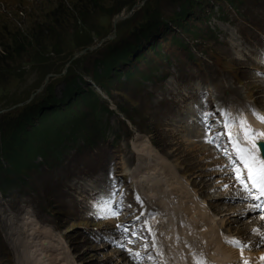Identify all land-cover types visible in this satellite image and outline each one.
Instances as JSON below:
<instances>
[{
  "label": "rangeland",
  "instance_id": "rangeland-1",
  "mask_svg": "<svg viewBox=\"0 0 264 264\" xmlns=\"http://www.w3.org/2000/svg\"><path fill=\"white\" fill-rule=\"evenodd\" d=\"M263 41L264 0H0L1 132L11 134L17 118L45 109L47 101L66 109L86 89L99 94L96 113L77 101L82 129H64L63 143H43L44 155L22 169H11L2 154L0 132V164L11 169L0 172V264L24 263L29 219L40 236L49 230L61 243L70 264H174L158 236L164 230L155 223L159 209L147 199L151 179L161 196L165 182L181 195V183L193 197L189 203L202 204L216 221L233 216L236 205L249 201L221 194L233 183L244 193L229 167L232 147L227 135L219 136L217 148L205 140L222 128L217 110L236 119L261 112L264 119ZM126 46L118 71L97 82L94 75L103 71L98 60ZM204 113L211 114V132ZM192 126L220 162L204 166L210 159L190 149ZM143 162L142 173L132 176ZM109 188L115 216L93 207ZM175 199L172 193L164 200L170 214L180 203ZM251 214L247 218L263 216ZM117 225L129 230L126 243ZM233 225L222 233L230 234ZM255 229L253 235L263 233Z\"/></svg>",
  "mask_w": 264,
  "mask_h": 264
},
{
  "label": "bare ground",
  "instance_id": "bare-ground-1",
  "mask_svg": "<svg viewBox=\"0 0 264 264\" xmlns=\"http://www.w3.org/2000/svg\"><path fill=\"white\" fill-rule=\"evenodd\" d=\"M231 116L233 117V115ZM245 119L258 133L264 132V123L261 122L264 121L262 116L255 113H247ZM191 128V135L186 142L191 150H198L203 159H210V162L205 163L204 166L220 162L221 159L211 147L198 141L196 136L199 135L200 132L195 130V126ZM237 131V127L232 128L233 133ZM241 140H243V137H241ZM144 155L146 156V160H149L151 163L152 158L148 149L145 151ZM144 167H146L145 162L136 166L130 173L132 176L138 172L142 173ZM152 180L153 179H151L152 184H149L150 191L149 195H147V199L152 206L159 209H157L158 213L156 214L158 218L155 219V223H160L164 228L163 231L158 233V236L162 237L163 247L166 249L168 259H170L171 263L196 264L197 260H202L205 261L206 264H244L246 260L249 264H264V261L260 259L261 256H264V247L260 249L255 248L257 243L262 240L264 241V215H260V217L255 220L254 217L247 218L250 215L252 216L251 213L254 211H258L253 203L246 202L238 204L236 208L239 210L235 211L233 216L223 218L222 221H216L202 204L198 203V206H195L191 201V206L188 201L189 195L185 192L186 190H184V187V189L180 187L182 186L181 183L178 185V189L181 190V195L178 194L175 189L171 188L169 182H165L166 189H164L165 192L161 196L158 194L157 189H162V187L159 186L158 181L155 182ZM225 182L227 184L233 183L229 180ZM187 192L189 193V190H187ZM172 193L178 198L177 200L175 199L174 202L180 201V203L173 206L175 208L173 209V213L170 214L166 210L164 200L170 202ZM221 194L227 197L249 200V198H246L245 193H240L238 186L234 185V183L225 188ZM209 205L219 214L223 211V206H221V204ZM192 207H194L195 210ZM245 212L247 214H245ZM244 214V220L240 221L237 219ZM26 218H28V216ZM237 221H239V223H236ZM28 223L29 225L31 223V227L34 228L36 232L32 231V228H30L29 230L27 229L28 232L24 235V239L26 238L27 240L24 242V247L22 248V253L25 258L23 264H29L31 261L35 264H70L69 255L67 252L60 251L61 245L59 244L61 243L50 234L49 230H45L44 235L40 236L38 234L39 229L32 226L33 221L29 219ZM226 224H234L230 234L227 235L222 233L223 226ZM255 226L257 228H262L263 233L261 235H253L251 233L254 232L253 229H255ZM247 232L251 234V237H243ZM46 233L48 234L46 235ZM235 235L240 238L236 239ZM233 240L240 241V245L243 246V251H241V246L233 245ZM15 247H19V245L16 244Z\"/></svg>",
  "mask_w": 264,
  "mask_h": 264
},
{
  "label": "trees",
  "instance_id": "trees-1",
  "mask_svg": "<svg viewBox=\"0 0 264 264\" xmlns=\"http://www.w3.org/2000/svg\"><path fill=\"white\" fill-rule=\"evenodd\" d=\"M128 47L129 46L124 47V49L118 51L116 55H111L107 59L98 60V64L102 65L103 71L101 74L96 73L94 75L97 82H100V76L103 73L109 74L110 72L114 73L116 70L118 71L117 63L119 60L122 61V57L126 56V49ZM72 83L70 85H75L74 82ZM72 86L68 87L70 91L73 88ZM100 86L103 87V84H100ZM85 91L86 94L81 92L78 98L72 101L73 104L76 103L74 107L67 105L66 109H60L58 105L54 106L55 101H47L45 104H48L45 105V109H43L44 106L36 107L34 110L26 112L22 114L20 118H17L19 120L16 121L14 130L11 134L8 135L7 133H3L1 132L2 129H0V132L3 133V136H1L4 139L2 154L10 164L11 169H22L28 166L38 153L44 155L43 143H63L64 139L66 140V136L63 135L64 129L69 128L73 133L82 129L81 122L84 113L79 109L80 104H77L78 99L86 102L87 106L92 107L95 113L99 105L97 98L99 94L92 88L86 89ZM52 114L54 116H52ZM36 118L40 121L38 127L34 126V123H32ZM27 126L30 127L29 133L27 132ZM78 126L81 128H78ZM23 140H25V142H23ZM16 147H20L19 152L15 150ZM21 155L26 157V159L24 160ZM11 169H4L0 164V172H8L11 171Z\"/></svg>",
  "mask_w": 264,
  "mask_h": 264
},
{
  "label": "snow or ice",
  "instance_id": "snow-or-ice-1",
  "mask_svg": "<svg viewBox=\"0 0 264 264\" xmlns=\"http://www.w3.org/2000/svg\"><path fill=\"white\" fill-rule=\"evenodd\" d=\"M220 112L222 117V128L220 131L215 133L211 138L205 140L206 143L216 144L218 146V138L221 135H227L228 143L231 145L233 152L235 153V159H237L243 169L247 173L246 179L243 178L241 169L234 168L235 179L241 186L242 191L246 194V198H251L257 201L264 197V132H257L255 129L248 124L247 120L244 118L236 119L232 117L227 110H217ZM210 113H204L202 122L208 132H211L212 123L210 122ZM264 123V121H261ZM237 127L238 131L236 133L232 132V128ZM243 137V140H241ZM227 154V150H225ZM225 188L228 186L225 185ZM111 195L110 188L106 192L102 193L96 203H94V208L103 207L105 210L111 211L112 215L115 216L117 213L111 209ZM257 207L259 205H256ZM101 219H107L110 217L101 216ZM117 230H121L124 234L129 231L122 225L116 226ZM256 232V229H253ZM133 235L135 233L133 232ZM234 246H241L240 241L233 240ZM122 247V246H121ZM241 251H243V246H241ZM136 255H139L138 253ZM260 259L264 261V256ZM196 264H206L205 261L197 260ZM244 264H249L248 261H244Z\"/></svg>",
  "mask_w": 264,
  "mask_h": 264
},
{
  "label": "water",
  "instance_id": "water-1",
  "mask_svg": "<svg viewBox=\"0 0 264 264\" xmlns=\"http://www.w3.org/2000/svg\"><path fill=\"white\" fill-rule=\"evenodd\" d=\"M121 18L122 17L118 15V16L115 17L114 21H117L118 19H121Z\"/></svg>",
  "mask_w": 264,
  "mask_h": 264
}]
</instances>
